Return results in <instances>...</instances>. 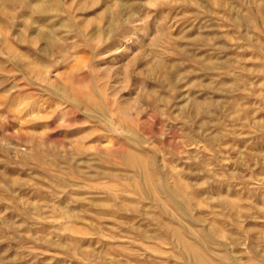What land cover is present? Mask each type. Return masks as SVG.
<instances>
[{
	"label": "rangeland",
	"instance_id": "obj_1",
	"mask_svg": "<svg viewBox=\"0 0 264 264\" xmlns=\"http://www.w3.org/2000/svg\"><path fill=\"white\" fill-rule=\"evenodd\" d=\"M174 229L264 264V0H0V264H195Z\"/></svg>",
	"mask_w": 264,
	"mask_h": 264
},
{
	"label": "bare ground",
	"instance_id": "obj_2",
	"mask_svg": "<svg viewBox=\"0 0 264 264\" xmlns=\"http://www.w3.org/2000/svg\"><path fill=\"white\" fill-rule=\"evenodd\" d=\"M172 232L178 238L180 244L182 245L183 251L191 257L192 261L195 264H217L214 261H210L209 259L204 257L203 251L197 245L183 239V237L181 236V232L178 229H174Z\"/></svg>",
	"mask_w": 264,
	"mask_h": 264
}]
</instances>
